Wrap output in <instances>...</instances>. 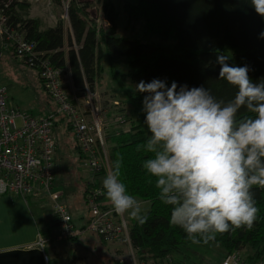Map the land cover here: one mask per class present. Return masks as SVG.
Segmentation results:
<instances>
[{
	"label": "trees",
	"instance_id": "obj_1",
	"mask_svg": "<svg viewBox=\"0 0 264 264\" xmlns=\"http://www.w3.org/2000/svg\"><path fill=\"white\" fill-rule=\"evenodd\" d=\"M6 1L0 0V3ZM54 2L57 5L59 0ZM92 2L70 1L68 17L76 48H73L71 38L66 46L61 21L49 26L44 17H31L26 1L13 0L7 13L12 24L25 39L34 43L37 51L43 52L54 66L68 69L71 82L79 91L86 88L95 90L104 53L113 62L127 58V70L123 75L134 86V92L128 95L127 100L132 107L130 124L127 130L107 136L112 143L109 160L111 169L118 157L122 160L120 178L128 192L138 200L150 203L146 212L147 222L140 224L135 220L128 226L136 255L141 261L171 260L181 247L194 244L181 228L169 223L171 206L157 198L155 178L142 167L143 161L151 154L137 151V145L145 143L150 133L142 111V101L147 93L137 92L136 85L140 81L150 82L158 78L165 80L168 86L173 81L178 86L186 84L189 88L203 86L217 99L230 100L236 89L219 78L217 57L228 56L227 62L233 66L247 65L253 82L264 79V37L261 36L264 17L255 12L250 0H138L137 4L125 0L131 22L142 18L147 32L172 38L173 47H167L118 36L115 24L117 11L112 0H102V19L106 18L111 25L107 27L101 23L97 30L95 15L90 13ZM225 48L232 49L235 54H228ZM241 113L252 115L244 109ZM58 121L55 120V126ZM253 191L260 209L253 228L242 227L218 234L208 244L201 242L197 245L209 247L217 244L227 253L247 247L250 251L247 260L262 258L264 189L257 187ZM53 222L57 226L54 215ZM49 231L48 227L40 230V234L46 239ZM96 235L105 240L103 236Z\"/></svg>",
	"mask_w": 264,
	"mask_h": 264
},
{
	"label": "clouds",
	"instance_id": "obj_2",
	"mask_svg": "<svg viewBox=\"0 0 264 264\" xmlns=\"http://www.w3.org/2000/svg\"><path fill=\"white\" fill-rule=\"evenodd\" d=\"M250 3L264 17V0ZM228 59L217 57L219 78L236 89L228 101L203 86H168L158 78L136 85L147 93L142 111L150 133L137 145L151 154L142 167L155 178L157 198L171 206L169 223L193 244L250 230L260 211L253 189H264V79L253 82L247 65L233 66ZM121 166L118 157L98 194L106 195L116 214L146 223L147 213L120 178Z\"/></svg>",
	"mask_w": 264,
	"mask_h": 264
},
{
	"label": "built area",
	"instance_id": "obj_3",
	"mask_svg": "<svg viewBox=\"0 0 264 264\" xmlns=\"http://www.w3.org/2000/svg\"><path fill=\"white\" fill-rule=\"evenodd\" d=\"M13 0L0 3V40L4 47L11 48L14 56L36 70L44 90L55 104V114L33 116L27 111L6 104V89L0 87V196H20L27 200L40 197L44 192L51 202L53 215L57 223L54 236L59 240L69 239L79 233L72 221L68 207L61 202L62 191L54 187L53 159L57 149L54 136L55 115L67 117L69 129L83 157V164L89 172L86 181L84 200L88 209L84 230L101 235L106 241H114L131 246L129 231L124 215L115 213L112 206L102 201L98 190L99 172L107 161L103 140L104 111L97 105L96 91L86 88L77 90L69 72L52 64L43 52L35 49L33 42L10 21L7 10ZM29 4V15L35 7H40L46 20L56 25L61 21L64 32H69L73 40L68 11L71 0H24ZM96 28L101 23L110 26L102 19V0L93 9ZM31 16V15H30ZM38 17V16H31ZM74 42V40H73ZM68 78L69 88L63 79ZM46 239L38 237L36 245L43 248ZM47 260V259H46ZM121 264H126L120 259ZM221 264H264V256L252 261L243 260L239 251H232L225 256Z\"/></svg>",
	"mask_w": 264,
	"mask_h": 264
},
{
	"label": "rangeland",
	"instance_id": "obj_4",
	"mask_svg": "<svg viewBox=\"0 0 264 264\" xmlns=\"http://www.w3.org/2000/svg\"><path fill=\"white\" fill-rule=\"evenodd\" d=\"M112 1L117 11L115 24L118 36L125 39L139 40L143 43L173 47L174 41L172 38H162L160 35L147 32L142 18L131 22L124 5L125 0ZM127 1L132 4H137L138 2V0ZM97 4L98 1L96 0H93L90 4L91 16L97 14L98 9H93ZM33 10L30 14L31 16L44 15L40 7H35ZM105 20L107 19L105 18ZM109 23L111 22L109 21ZM103 24L108 27L105 22ZM64 36L67 46L71 36L67 31L64 32ZM73 48H76L74 42ZM225 51L228 54H235L229 48H225ZM126 61L127 58H121L117 62H113L105 53L101 58L102 71L99 74L100 79L95 91L98 96L97 105L104 111L102 132L107 161L106 163L104 162V166L99 172L97 183L100 185H102L103 179L111 170L109 152L112 143L107 139V136L127 130L130 124L132 107L127 100L128 95L134 92V86L129 78L123 75L127 70ZM63 79L66 87L69 88L66 73H64ZM0 87H5L6 89V104L9 106L27 111L37 117L48 113L55 114V104L44 90L36 70L21 61H14L6 50L2 51L0 58ZM55 120L59 121L54 127V136L57 140V149L54 154L52 167L54 186L62 191L61 202L75 215L74 225L79 229V233L69 239H57L54 236L57 227L55 224L52 225L50 200H35L30 197L28 201H30L34 212L39 214L42 226H45L44 228L48 226L50 229L46 237V245L44 246L45 254L48 257L47 264H121L120 259H123L126 264H221L225 256L230 253H227V250L217 244L209 247L194 244L181 247L180 252L174 255L171 260L149 259L141 261L134 249L131 254L132 250L127 245L102 240L93 232L85 231L84 225L88 216V207L84 200L83 189L86 187L89 172L83 164V157L69 129L67 117L56 113ZM40 195L38 198L46 196L44 192ZM102 201L112 206L106 195L102 196ZM138 201H140L142 209L147 212L150 208V203L148 201ZM124 219L127 223V228L135 221L127 213L124 214ZM236 251L240 252L243 260L247 259V255L250 252L247 247H242Z\"/></svg>",
	"mask_w": 264,
	"mask_h": 264
},
{
	"label": "crops",
	"instance_id": "obj_5",
	"mask_svg": "<svg viewBox=\"0 0 264 264\" xmlns=\"http://www.w3.org/2000/svg\"><path fill=\"white\" fill-rule=\"evenodd\" d=\"M45 22L52 26L46 18ZM3 50H6L14 61H20L8 47L2 45L0 40V58ZM34 199L49 200L47 196ZM71 216L75 223L76 218L72 212ZM51 218L53 219V211ZM41 222L39 214L34 212L30 201L20 196H0V264H47L45 247L36 245L38 237L41 236L40 230L45 229Z\"/></svg>",
	"mask_w": 264,
	"mask_h": 264
}]
</instances>
